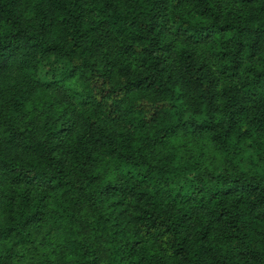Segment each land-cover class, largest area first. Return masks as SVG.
<instances>
[{"label": "trees", "instance_id": "obj_1", "mask_svg": "<svg viewBox=\"0 0 264 264\" xmlns=\"http://www.w3.org/2000/svg\"><path fill=\"white\" fill-rule=\"evenodd\" d=\"M0 264H264V0H0Z\"/></svg>", "mask_w": 264, "mask_h": 264}]
</instances>
